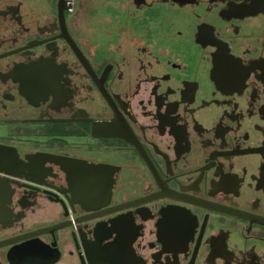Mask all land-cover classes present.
<instances>
[{
    "label": "flooded vegetation",
    "instance_id": "flooded-vegetation-1",
    "mask_svg": "<svg viewBox=\"0 0 264 264\" xmlns=\"http://www.w3.org/2000/svg\"><path fill=\"white\" fill-rule=\"evenodd\" d=\"M0 264H264V0H0Z\"/></svg>",
    "mask_w": 264,
    "mask_h": 264
}]
</instances>
